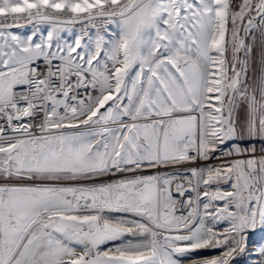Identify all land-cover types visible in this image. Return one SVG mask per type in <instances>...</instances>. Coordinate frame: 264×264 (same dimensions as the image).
Listing matches in <instances>:
<instances>
[{
  "label": "snow or ice",
  "instance_id": "snow-or-ice-1",
  "mask_svg": "<svg viewBox=\"0 0 264 264\" xmlns=\"http://www.w3.org/2000/svg\"><path fill=\"white\" fill-rule=\"evenodd\" d=\"M257 142L264 0H0V264H264Z\"/></svg>",
  "mask_w": 264,
  "mask_h": 264
},
{
  "label": "rangeland",
  "instance_id": "rangeland-1",
  "mask_svg": "<svg viewBox=\"0 0 264 264\" xmlns=\"http://www.w3.org/2000/svg\"><path fill=\"white\" fill-rule=\"evenodd\" d=\"M37 25V24H36ZM51 25L47 24V23H41L39 25L36 26V29L38 32L40 33H44L46 36L47 31L51 30ZM108 25H105V28H107ZM114 27V25H113ZM57 29L59 32V37H60V43L63 45L65 41L71 42L76 36V33L74 32V30L69 26V25H57ZM91 29H92V25H91ZM34 30V29H33ZM32 30V31H33ZM32 31H27V32H23V33H30ZM94 32V29H93ZM89 35V33H88ZM87 35V37H88ZM86 37V38H87ZM84 38V39H86ZM84 39H82V43L84 42ZM254 73L253 72H249V77L250 80L252 79ZM235 118L237 119L238 122L243 123L244 120L246 119V110L241 107L237 113L235 114ZM261 149H264V142H257L256 143V156L257 158H260L262 155H264V153L261 152ZM203 163V162H201ZM192 167H195L196 165L193 164L191 165ZM241 261V264H243V257L239 258ZM183 264H192V262L190 260H185L183 262Z\"/></svg>",
  "mask_w": 264,
  "mask_h": 264
},
{
  "label": "built area",
  "instance_id": "built-area-1",
  "mask_svg": "<svg viewBox=\"0 0 264 264\" xmlns=\"http://www.w3.org/2000/svg\"><path fill=\"white\" fill-rule=\"evenodd\" d=\"M36 26L37 25L35 22H28L25 20H21L19 22V27L16 30L23 33V32L32 31L33 29H36ZM69 26L74 30V32L76 33V36L81 37L82 39L87 37L89 30L91 29V24H87L86 22H77Z\"/></svg>",
  "mask_w": 264,
  "mask_h": 264
}]
</instances>
